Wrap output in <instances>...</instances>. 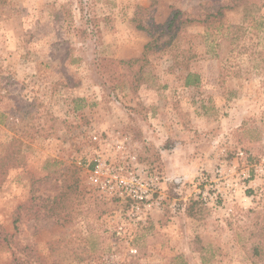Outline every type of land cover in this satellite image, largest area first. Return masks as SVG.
Returning <instances> with one entry per match:
<instances>
[{"label":"rangeland","instance_id":"obj_1","mask_svg":"<svg viewBox=\"0 0 264 264\" xmlns=\"http://www.w3.org/2000/svg\"><path fill=\"white\" fill-rule=\"evenodd\" d=\"M10 138L0 264H264V0H0Z\"/></svg>","mask_w":264,"mask_h":264},{"label":"trees","instance_id":"obj_2","mask_svg":"<svg viewBox=\"0 0 264 264\" xmlns=\"http://www.w3.org/2000/svg\"><path fill=\"white\" fill-rule=\"evenodd\" d=\"M228 9L230 8L229 5L220 6L216 12L211 13V16L219 15L222 13V9ZM182 14L180 9H173L167 19V21L162 25L163 31H168L171 29L172 26H174L175 22L179 18V16ZM164 42H161V44L157 43V38L154 36H151L150 39L143 45V57L148 51H151L152 49H159L161 45H163ZM101 62V65L105 62H110L112 64H115V60L108 59L106 57L99 58L98 59ZM138 58L129 59V60H120L119 63L129 65L131 66L136 61H138ZM132 80L131 84L132 89L135 90L140 82L142 81V74L140 71V68H137L136 70L132 71ZM198 75L195 73H187L185 76V85H193L198 82ZM15 142L14 139L10 138L7 145H5L0 150V180H3L5 178V175L7 174L9 168L20 166L24 160L25 155L21 152L22 142H18L17 145H14ZM195 203V202H194ZM245 249V253L247 257L253 261H263L264 260V238H259L258 240L250 242L247 246H243ZM15 264H24L22 259L15 260Z\"/></svg>","mask_w":264,"mask_h":264},{"label":"built area","instance_id":"obj_3","mask_svg":"<svg viewBox=\"0 0 264 264\" xmlns=\"http://www.w3.org/2000/svg\"><path fill=\"white\" fill-rule=\"evenodd\" d=\"M97 165H95L93 171H91L89 179L90 181L99 189L106 190L108 188H113L114 186L127 188L126 182H124L122 177L117 178L116 176H112V178H102L103 164H100V160L97 159ZM107 170V168H105ZM113 179L115 181L114 186L112 185ZM136 198H142L141 194L133 195ZM198 197L204 199V193L198 191Z\"/></svg>","mask_w":264,"mask_h":264}]
</instances>
